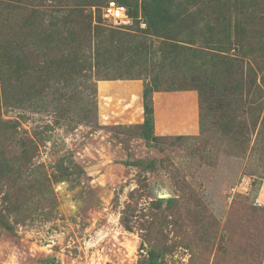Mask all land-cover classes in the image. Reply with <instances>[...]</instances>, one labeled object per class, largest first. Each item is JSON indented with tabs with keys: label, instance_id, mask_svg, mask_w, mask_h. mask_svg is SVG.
Returning <instances> with one entry per match:
<instances>
[{
	"label": "rangeland",
	"instance_id": "1",
	"mask_svg": "<svg viewBox=\"0 0 264 264\" xmlns=\"http://www.w3.org/2000/svg\"><path fill=\"white\" fill-rule=\"evenodd\" d=\"M263 183L264 0H0V264H264Z\"/></svg>",
	"mask_w": 264,
	"mask_h": 264
},
{
	"label": "built area",
	"instance_id": "2",
	"mask_svg": "<svg viewBox=\"0 0 264 264\" xmlns=\"http://www.w3.org/2000/svg\"><path fill=\"white\" fill-rule=\"evenodd\" d=\"M106 17L112 19L117 25L126 24L129 20L126 7L117 1H109L104 8Z\"/></svg>",
	"mask_w": 264,
	"mask_h": 264
},
{
	"label": "crops",
	"instance_id": "3",
	"mask_svg": "<svg viewBox=\"0 0 264 264\" xmlns=\"http://www.w3.org/2000/svg\"><path fill=\"white\" fill-rule=\"evenodd\" d=\"M134 85H130V88H129V90H134V91H136V93H140V95H141V92H140V89H139V85H135V83L134 82H132ZM104 88H108L109 86H110V82H104ZM138 89V90H137ZM138 91V92H137ZM142 97V96H141ZM143 107L141 106L140 107V117L141 116H143L142 114L143 113H141V112H143V109H142ZM184 112H181V111H178L177 112V114H176V116H174V118H172L171 120H174V121H176V120H178V119H184V121H186V123H190V120H191V115H192V111H190L191 113H189L188 112V109L187 108H185L184 107ZM177 122V121H176ZM188 123V124H189ZM191 125L192 126H189V125H186L187 126V128H189V130H194L195 129V127H194V125H193V121H191ZM190 131V132H191ZM193 132V131H192ZM260 199L262 200V204H264V183L262 184V187H261V190H260Z\"/></svg>",
	"mask_w": 264,
	"mask_h": 264
},
{
	"label": "trees",
	"instance_id": "4",
	"mask_svg": "<svg viewBox=\"0 0 264 264\" xmlns=\"http://www.w3.org/2000/svg\"><path fill=\"white\" fill-rule=\"evenodd\" d=\"M145 102H147V101H145V94H144V106H145V112H146V116H148V104L147 103H145ZM151 115H152V111H151Z\"/></svg>",
	"mask_w": 264,
	"mask_h": 264
}]
</instances>
